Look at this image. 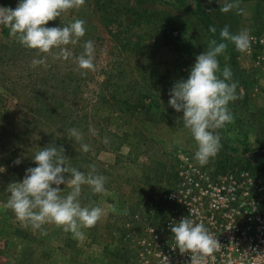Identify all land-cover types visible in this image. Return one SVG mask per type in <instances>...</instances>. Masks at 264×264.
Returning a JSON list of instances; mask_svg holds the SVG:
<instances>
[{"label": "rangeland", "instance_id": "obj_1", "mask_svg": "<svg viewBox=\"0 0 264 264\" xmlns=\"http://www.w3.org/2000/svg\"><path fill=\"white\" fill-rule=\"evenodd\" d=\"M226 2L85 0L46 25L85 21V36L66 46L68 60L37 55L0 26V264H136L127 234L140 233L148 209L163 211V195L182 164H199L197 142L183 113L168 105L169 91L188 78L212 39L222 42L225 25L233 34L248 30L253 40L247 53L228 42L218 57L221 71L231 68L238 99L228 106L234 123L217 130L222 148L201 166L238 170L251 165L253 152H263L264 163V61L256 64L263 56L264 0H239L242 14L222 13ZM18 3L0 0V7ZM197 7L217 29L216 38L194 15ZM117 27L124 36L116 35ZM88 40L94 42V71L80 69L76 59ZM33 59H46V66H32ZM73 128L80 141L69 138ZM49 145L65 149L68 166L87 174L95 165L96 174L107 178L104 193L82 186L81 205L103 210L94 227L82 229L83 239L51 223L42 226L46 234L33 230L5 207L8 184L22 181L26 169L37 166L35 153ZM69 191L65 187L61 195Z\"/></svg>", "mask_w": 264, "mask_h": 264}, {"label": "clouds", "instance_id": "obj_2", "mask_svg": "<svg viewBox=\"0 0 264 264\" xmlns=\"http://www.w3.org/2000/svg\"><path fill=\"white\" fill-rule=\"evenodd\" d=\"M84 4L85 0H19L15 9L0 7V26L8 28L10 35L26 48L37 50V55L50 54L54 58L68 60L72 52L66 46L77 45L85 36V21L76 19L62 27L46 25ZM233 9L242 14L239 0H228L220 7L222 13ZM209 31L215 35L217 29L210 26ZM219 36L222 42L212 39L207 50L196 57L188 78L176 81L169 91L168 105L177 113H183L184 127L191 132L198 145L195 159L202 166L208 164L222 148L217 130L234 123L228 106L238 99V85L230 82L233 77L231 68L226 65L221 71L218 57L226 52L228 42L238 52L247 53L253 40L248 30L233 34L227 25L220 30ZM83 48V53L76 58L78 66L94 71V42L86 41ZM38 65L46 66V59H33L32 66ZM68 134L70 139H82V134L75 128L69 129ZM104 142H108L107 138ZM81 148L85 153L90 151L87 144H81ZM67 159L63 147L49 145L40 148L33 158L37 166L27 168L22 181L8 184L6 190L10 196L5 207L33 230L43 232L42 226L51 223L65 232H71L74 238L83 239L82 229L94 227L102 218L103 210L99 206L81 205L82 186H90L97 194L104 193L107 178L96 174L95 165H90L91 171L85 174L68 166ZM21 162V158L15 160L16 165ZM62 185L70 188L68 194L61 195L65 189L61 188ZM169 228L181 255L189 254L190 264H205L206 258L220 246L202 223L194 224L188 217L170 223ZM254 253L264 257V252L257 250Z\"/></svg>", "mask_w": 264, "mask_h": 264}, {"label": "built area", "instance_id": "obj_3", "mask_svg": "<svg viewBox=\"0 0 264 264\" xmlns=\"http://www.w3.org/2000/svg\"><path fill=\"white\" fill-rule=\"evenodd\" d=\"M261 44L263 56L257 65L264 61V38ZM262 154L249 159L254 162ZM162 208L160 214L148 209L140 233L127 234L136 264H190L189 254L181 255L169 228L185 217L202 223L220 243L205 264H264V257L254 253L264 252V170L249 166L214 171L186 162L165 191Z\"/></svg>", "mask_w": 264, "mask_h": 264}, {"label": "trees", "instance_id": "obj_4", "mask_svg": "<svg viewBox=\"0 0 264 264\" xmlns=\"http://www.w3.org/2000/svg\"><path fill=\"white\" fill-rule=\"evenodd\" d=\"M141 1H159V0H141ZM178 1H180V0H178ZM185 1V0H184ZM186 4V3H185ZM194 15L195 16H197L198 18H199V20H200V22H201V24H202V27H203V29L206 31V33L209 35V27L210 26H213L212 25V22L209 20V16L206 14V12L204 11V10H202L200 7H197L195 10H194ZM107 20V19H106ZM121 27V26H120ZM120 27H117V29H118V33L116 32V35H123V31H121V29L119 30V28ZM124 36V35H123ZM213 38H216V34L214 35V37ZM260 160V159H259ZM255 160L254 162H251V161H249L250 163H251V165L250 166H255V168L256 169H258V170H260V171H262L261 170V168L263 167L262 165H264V163H262V161L260 160ZM174 180H175V178H176V174L174 175ZM173 181H171L170 183H172Z\"/></svg>", "mask_w": 264, "mask_h": 264}, {"label": "water", "instance_id": "obj_5", "mask_svg": "<svg viewBox=\"0 0 264 264\" xmlns=\"http://www.w3.org/2000/svg\"><path fill=\"white\" fill-rule=\"evenodd\" d=\"M260 156H261V152H253L249 155V157L252 159L259 158Z\"/></svg>", "mask_w": 264, "mask_h": 264}]
</instances>
